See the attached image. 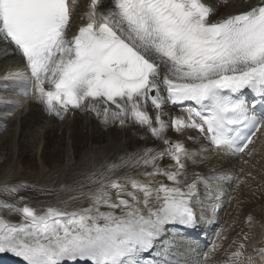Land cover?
Returning a JSON list of instances; mask_svg holds the SVG:
<instances>
[{"label":"snow or ice","instance_id":"6c2138e0","mask_svg":"<svg viewBox=\"0 0 264 264\" xmlns=\"http://www.w3.org/2000/svg\"><path fill=\"white\" fill-rule=\"evenodd\" d=\"M77 4L0 0V39L26 69L0 77L10 81L5 90L34 93L61 119L79 110L106 127L134 126L162 147L137 148L119 163L93 162L81 180L58 189L0 185L18 197L0 199V211L21 217L0 215V254L23 264H186L185 237L172 228L199 226L222 181H233V191L246 183L213 157L254 155L250 146L264 131V112L257 115L245 98L247 90L264 104V0L221 19L206 0H89L70 35ZM168 105L186 115L166 112ZM188 130L197 133L188 137L192 147L169 136ZM29 190L56 194L58 203L33 207L20 195ZM214 236L205 264L228 239L223 227ZM248 239H233L221 264H257V257L264 264V246L249 254Z\"/></svg>","mask_w":264,"mask_h":264},{"label":"bare ground","instance_id":"6f19581e","mask_svg":"<svg viewBox=\"0 0 264 264\" xmlns=\"http://www.w3.org/2000/svg\"><path fill=\"white\" fill-rule=\"evenodd\" d=\"M104 2L108 3L109 1L104 0ZM206 2L217 6V15L213 19H221L247 10L250 6L257 4L258 0H227V4H217V0H206ZM88 3L89 0H78L74 19L71 21V27L74 28V31H77L83 23L80 16L87 11ZM6 45L3 44L0 47V77L10 72L14 66L23 68V61L20 56L12 53V46L7 45L9 48L8 55L3 53L2 48ZM1 83L2 80H0V86ZM7 92L12 91L7 90ZM13 101L19 104V107L14 111H10L8 108L2 109L3 106H0V126H7L6 130L0 127V152L4 150L5 146L9 151L8 163L0 184L6 182L14 185L13 175L18 159L23 157L25 160L26 157L23 152L27 149L30 151V149L37 148L40 151L37 172L33 173V176H36L32 181L33 185L58 189L61 185L72 184L81 180L89 172L93 162L96 164L103 162L119 163L122 157L137 148L143 146L162 147L158 141H154L150 137L141 139L143 134L141 129L134 126L126 128L106 127L95 114L90 112L69 111L61 119L55 114H49L44 105L35 98V95L31 96L30 99L28 96H24ZM165 111L173 115H184L183 112L170 109L169 106L165 108ZM188 134L189 131H186L182 136L177 137L174 132H169L171 138L181 139L187 146L192 147L193 141L187 138ZM190 136H197V133L190 131ZM254 140V145L250 146L257 150L254 155L243 154L241 161L238 162L227 160L218 155L213 157L212 162L222 166L227 172L231 168L237 170L238 177L241 175L249 176V173L256 174L257 190H251L248 194L249 199L255 200L249 203L248 212L243 216V219L252 217V226L249 227V224L245 222L244 230L246 232L243 234L255 233L256 236L259 233L261 237L257 243V239H255L254 244L255 248H259L264 246V198L262 197L264 194V131L258 132ZM24 163V161L21 162L22 167ZM168 163L167 159L163 161L165 165ZM132 174L135 175L136 173L133 172ZM223 183L221 182V184ZM232 187L235 188V183L232 184ZM235 192H237L238 198L242 200V195L245 192L243 186L241 185ZM51 194L54 197L38 196L28 198L26 202L40 209L56 205L58 203L57 195ZM61 197L67 199L68 195L61 194ZM239 206L238 211L241 213ZM229 213L233 212L230 211ZM5 218L17 223L21 219L19 215H8ZM237 218H239V214ZM225 221H229V219H225ZM231 230L232 239H236V236H238V240L242 239L243 234L237 226ZM229 245L226 246L225 252L233 250L229 248ZM221 250L213 254L209 261L214 264H221L226 258L225 252L223 255H219ZM249 254L255 255V253ZM0 264H23V261L10 253H4L0 254ZM257 264H259L258 257Z\"/></svg>","mask_w":264,"mask_h":264},{"label":"rangeland","instance_id":"374dc122","mask_svg":"<svg viewBox=\"0 0 264 264\" xmlns=\"http://www.w3.org/2000/svg\"><path fill=\"white\" fill-rule=\"evenodd\" d=\"M7 150H8V148H7V146H5L4 150L0 152V182H1V178L4 174L6 164L8 163V159H9V156H8L9 151H7ZM23 153H24L26 158H25V160L23 157L18 159L15 174L13 175L14 185L18 182H21V181L26 182L30 185H33L32 181H33L34 177H36V176H33V173L37 172L36 168L38 166V158H39L40 151H39V149L34 148V149H30V151H29V149H27ZM23 161L25 163H24V166L22 167L21 162H23ZM20 195L25 196L26 199L33 198V197L36 198L38 196L46 197V198L54 197L51 193H50V197H49V193H46V195H44V194H41L39 191H31V190L21 192ZM2 197H4L8 202H12L14 199L18 198V197H15V198L10 197L4 193L0 194V199H3ZM262 197L264 198V194ZM249 206H250L249 203H245V204L239 206V210L241 212V213H239V218L242 214H243V216L246 215V213L248 212L247 208H249ZM0 215H2V214L0 213ZM255 239L252 242L253 244H255Z\"/></svg>","mask_w":264,"mask_h":264}]
</instances>
